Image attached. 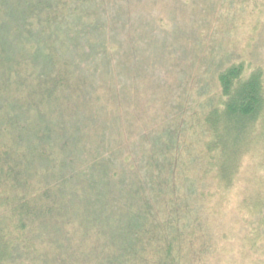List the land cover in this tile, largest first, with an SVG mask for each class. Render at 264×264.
<instances>
[{"label":"trees","instance_id":"16d2710c","mask_svg":"<svg viewBox=\"0 0 264 264\" xmlns=\"http://www.w3.org/2000/svg\"><path fill=\"white\" fill-rule=\"evenodd\" d=\"M214 2L228 49L189 58L150 131L87 110L125 30L108 0H0V264H76L90 211L136 201L110 264H264V0Z\"/></svg>","mask_w":264,"mask_h":264},{"label":"rangeland","instance_id":"374dc122","mask_svg":"<svg viewBox=\"0 0 264 264\" xmlns=\"http://www.w3.org/2000/svg\"><path fill=\"white\" fill-rule=\"evenodd\" d=\"M214 1L108 0L107 15H112L108 28L123 27L125 30L115 40L105 42L106 45L109 42L115 44L117 52L109 57L112 63L101 66L97 74L100 93L105 100L101 96L92 98L88 112L96 110L107 120L119 117L129 119L142 130L161 129L164 125L163 117L169 110V106L165 104L167 99H163L170 90L179 93L186 85L187 77L183 72H188L189 58L200 56V62L206 64L210 57L207 55L205 58L202 51L210 49L211 52L212 46L215 49L213 57L222 49H228L225 36L221 32L212 33L216 29L215 25L222 22L214 21L217 12H211V5L216 4ZM98 15L94 13L92 17ZM158 18L162 22L157 21ZM201 26H204L202 33L213 38L211 41L200 33ZM101 31L105 33L106 29ZM150 32L159 36L157 42L146 39ZM163 45L169 48H157ZM179 83L182 84L181 87ZM71 104L81 107L82 101L75 97ZM89 117L93 118L94 115L89 113ZM87 122L92 125L98 120ZM124 137L129 138L128 135ZM108 191L113 198L115 193L110 195L111 192L109 189ZM147 198L149 194L144 196V200ZM142 203L143 201H136L133 208L120 205L125 210L119 214L118 204L114 205L107 211L112 218L109 224L102 220L104 213L92 209L91 224L87 228L92 233L85 241L72 242L61 257L75 258L76 264H110L111 259L119 257L122 249L119 238L113 239L111 236L121 227L116 223L123 226L127 216L133 212H141Z\"/></svg>","mask_w":264,"mask_h":264}]
</instances>
